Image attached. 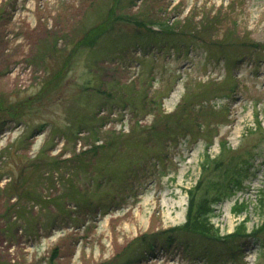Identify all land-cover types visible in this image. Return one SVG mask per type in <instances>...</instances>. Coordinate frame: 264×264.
Instances as JSON below:
<instances>
[{"label":"rangeland","instance_id":"1","mask_svg":"<svg viewBox=\"0 0 264 264\" xmlns=\"http://www.w3.org/2000/svg\"><path fill=\"white\" fill-rule=\"evenodd\" d=\"M0 104V264H264V0H0ZM222 142L220 240L170 233Z\"/></svg>","mask_w":264,"mask_h":264},{"label":"trees","instance_id":"2","mask_svg":"<svg viewBox=\"0 0 264 264\" xmlns=\"http://www.w3.org/2000/svg\"><path fill=\"white\" fill-rule=\"evenodd\" d=\"M113 9L109 10V17L112 16ZM103 23V22H102ZM101 23V24H102ZM145 26V25H143ZM170 27H164V31H167ZM103 30L100 31L99 27L91 29L86 35L80 40L79 46L88 47L93 44L96 37L99 36ZM175 35V34H174ZM174 35H171L174 36ZM60 76V74H59ZM183 112H189L191 105H184ZM1 108V104H0ZM10 109V107H9ZM7 111V110H6ZM11 112L14 110H10ZM8 111V112H10ZM139 128V127H138ZM155 128V127H154ZM260 129V128H259ZM135 133V132H134ZM117 138L110 140V137L104 143L96 144L89 149L83 150L80 153L81 157H86L91 153L96 154V151L101 147H114L117 142ZM208 145L206 146V150ZM228 151L226 145L222 142L220 151L213 158H210L209 154H205L203 160L200 163L201 175L196 184L187 191L188 195V207L186 211L185 222L178 227L170 228V233H190L193 235L202 236L208 241H214L219 239L218 230L210 222V216L213 211L212 204L220 201L224 197H228L235 193L237 190L242 188L244 178H246L248 167L251 165V158L253 155L247 156L246 159H242L239 166L235 161V156L230 155L226 161L223 159L224 153ZM248 154V152H246ZM93 157V155H92ZM216 174L217 180H213L211 176ZM212 174V175H211ZM260 203L264 202L260 199ZM246 209L245 203H235L233 210L235 213ZM264 230V225L261 224L259 228L251 230L249 233L246 232L244 223H240L234 232L229 235L233 238V243H226L224 246L231 247L232 250L237 249L235 242L240 239L249 240L250 238L257 237L256 235ZM197 236V237H198ZM171 237L175 238L174 235ZM225 238V237H223ZM167 243H172V239H167ZM220 240V239H219ZM153 241V239H152ZM217 242V241H214ZM219 242V241H218ZM149 247L154 248L153 243L149 244ZM238 250V249H237ZM236 251V250H235Z\"/></svg>","mask_w":264,"mask_h":264}]
</instances>
